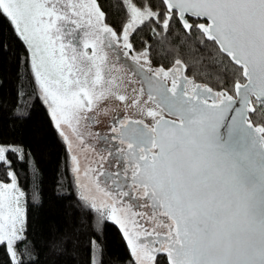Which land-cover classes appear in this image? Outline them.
Wrapping results in <instances>:
<instances>
[{"label":"snow or ice","instance_id":"6c2138e0","mask_svg":"<svg viewBox=\"0 0 264 264\" xmlns=\"http://www.w3.org/2000/svg\"><path fill=\"white\" fill-rule=\"evenodd\" d=\"M124 3L126 19L116 30L105 23L98 0H0V17L11 32V37L0 34V57H17L14 119L31 115L29 104L21 103L28 94L19 83L25 78L20 68L27 65L32 95L65 141L68 127L83 144L80 121L98 124L110 96L129 101L127 107L149 121L124 116L113 119L107 132L95 133L110 158L99 155L98 168L82 169L77 156H70L79 206L92 221L89 264H104L109 223L118 226L128 264H264V123L252 118L264 113V0ZM175 23L186 36L195 33L204 50L197 62L207 54L204 73L216 79L215 89L184 75L188 66L179 58L167 70L162 63L151 66L150 45L141 32L167 33ZM78 29L83 30L80 47L72 43ZM133 33L143 45L139 51ZM12 38L23 52H12ZM129 51L136 53L131 70L141 84L130 88L131 97L128 87L119 91L121 80L114 73ZM67 150L73 151L70 142ZM10 157L26 165L27 191L20 185L24 170L14 168ZM0 168V264H38L28 236V205L41 202L39 169L30 150L2 137ZM85 181L106 199L92 195ZM137 190L143 202L131 195ZM145 207L164 218L151 230L145 224L152 217L138 218ZM61 249L62 243H53L54 252Z\"/></svg>","mask_w":264,"mask_h":264},{"label":"trees","instance_id":"16d2710c","mask_svg":"<svg viewBox=\"0 0 264 264\" xmlns=\"http://www.w3.org/2000/svg\"><path fill=\"white\" fill-rule=\"evenodd\" d=\"M98 2L106 13L105 23L119 30L120 21L126 19L127 5L124 0ZM157 32L159 35H152L146 28L141 32L143 39L150 45L149 59L152 67L158 68L162 63L167 70L179 58L188 66L185 75L198 83H207L216 88V79L204 73V66L210 63L207 54L202 62H197V57L204 50L196 43L195 33L191 37L186 36L178 23L172 24L167 33L160 29ZM0 34L11 37L8 23L2 17ZM181 40L184 41L183 44L180 43ZM132 42L136 51L143 47L135 33L132 35ZM11 45L13 53L24 51L23 45L14 38L11 39ZM192 47L197 49L196 53H191ZM26 68L27 65L20 68V75L25 78L19 83L28 94L21 103L29 104L31 115L29 119L17 120L12 115L17 103V57L8 54L0 57V137L4 142L22 144L30 150L35 166L39 169L41 202L36 206L28 205V236L32 244L33 259L38 264H89L88 241L94 235L91 217L79 206L74 175L69 170L71 161L67 145L58 135V130L49 123L45 106L32 95L35 85L32 77L26 75ZM252 118L254 123H264V113ZM10 158L13 159L14 168L24 170L20 185L27 191L29 180L26 165L16 163L14 157ZM2 171L0 168V175ZM54 242L62 243L59 254L52 250ZM4 260L7 261L6 256ZM129 260V250L121 238L118 226L109 223L104 233V264H128Z\"/></svg>","mask_w":264,"mask_h":264},{"label":"rangeland","instance_id":"374dc122","mask_svg":"<svg viewBox=\"0 0 264 264\" xmlns=\"http://www.w3.org/2000/svg\"><path fill=\"white\" fill-rule=\"evenodd\" d=\"M73 27H74V25H68V28H73ZM82 36H83V30L78 29L75 32V38L72 39V43L77 45V47H80ZM90 50L91 49H88L89 53L91 52ZM129 52L131 55L136 54V53H132V51H129ZM116 67H118V66H116ZM118 70H119L118 72H114L115 75L119 76L116 73H122L125 76V78L128 80V81L124 80L123 82H121V88L119 89V91L123 92L125 87H128L129 88L128 95L131 97L132 93L130 91V88L134 87L138 90L141 87V84L137 78L134 79L133 76H131L126 71H124L122 69H118ZM129 81H131L130 85L128 84ZM145 99H146V97H145ZM128 103H129V101H123L122 102V101H119L118 99H116L114 96H110L108 98V100H106L104 102V104L101 105V107H104L106 109L107 114L106 115L101 114L98 116V120H99L98 124H96L95 126H91L87 120H81L79 125H78V128H79V132H80L82 139H83V144L81 143V138L78 137L77 134L74 132L72 134H73V137L76 139V141H71L72 139L69 136V132H70L71 128L65 127L64 131L68 137V141H66L65 143L68 144L70 142L72 144L73 151L71 153H72V155L77 156V158L80 160V165H81L82 169L88 167L89 165H91L92 167H97V168L99 167L100 161H99L98 157H99V155H103V153L101 154L98 151V149H96L93 146L95 143L98 142L95 140V138H96L95 133L107 132L108 127L110 125V122L113 119H117L119 117L127 116V118L130 120L144 119L145 123L149 122L148 119L143 117L135 107H131V108L127 107ZM95 114H96L95 112L87 113V115H89V116H92ZM93 147L96 150L95 152L92 151ZM81 178L83 179V177H81ZM85 183H88V187L91 189L92 195L97 196L98 199H106L105 197L102 196V194H99L95 191V188L93 187V185L89 181H85ZM101 186L107 187V186H104L103 184ZM137 198L141 199V202H143L141 192L137 193ZM141 211H142V216L138 217V218L141 219L142 221H147L149 217H152L151 222H148L145 224V226L148 229H152L154 227V224L156 225L157 223H159L161 221L159 219L158 215L153 216L150 208L145 207Z\"/></svg>","mask_w":264,"mask_h":264},{"label":"flooded vegetation","instance_id":"af4514ba","mask_svg":"<svg viewBox=\"0 0 264 264\" xmlns=\"http://www.w3.org/2000/svg\"><path fill=\"white\" fill-rule=\"evenodd\" d=\"M91 51V50H90ZM133 53V52H132ZM134 55V54H133ZM133 55H131L130 54V52L129 53H127V58H122V60L120 61V62H118L117 64H116V66H118V67H116V69H115V71L114 72H118L119 70L118 69H122V70H124V71H126L127 73H129L131 76H133V78L135 79V78H137L138 80H139V77H137L133 72H132V67H133V61L130 59L131 58V56H133ZM110 58H111V55H110ZM141 63H144V61L143 60H141ZM147 67V66H146ZM154 68V67H153ZM116 74H118L119 76L118 77H120V80H121V82H123L124 80H126V81H128L126 78H125V76L122 74V73H116ZM184 75H185V72H184ZM190 78V77H189ZM169 86H170V82H169ZM119 118H121V117H119ZM118 119V118H117ZM91 125V124H90ZM91 126H93V125H91ZM70 130V129H69ZM73 131H72V129L70 130V132H69V136L71 137V141H76V139L73 137ZM75 133V132H74ZM69 140V141H70ZM95 140L96 141H98L97 143H95L93 146L96 148V149H98V151L102 154L103 153V156H105V160L107 161V160H110V158L108 157V155H107V152H101V150H100V141H99V139H98V137H96L95 138ZM66 142V141H65ZM66 145H67V143H66ZM70 153V156H72V153L71 152H69ZM103 168L105 169V170H107L108 169V163L107 162H105L104 164H103ZM104 180V177H101V181H103ZM103 184V183H102ZM104 185V184H103ZM104 186H106V185H104ZM125 187H126V185H125ZM140 191L139 190H137L136 192H134V193H131V195H135L136 197H137V193H139ZM125 199H127V198H125ZM152 213V212H151ZM153 214V213H152ZM159 217V219L160 220H163L164 218L163 217H160V216H158ZM154 226H155V224H154ZM149 230H151V229H149ZM157 231H164V229L163 228H157Z\"/></svg>","mask_w":264,"mask_h":264},{"label":"water","instance_id":"95a60500","mask_svg":"<svg viewBox=\"0 0 264 264\" xmlns=\"http://www.w3.org/2000/svg\"><path fill=\"white\" fill-rule=\"evenodd\" d=\"M135 65L133 64V67H134Z\"/></svg>","mask_w":264,"mask_h":264}]
</instances>
